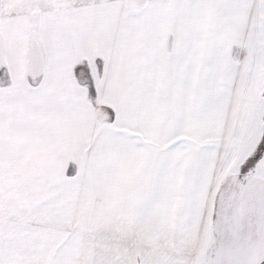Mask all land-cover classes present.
<instances>
[{"label":"snow or ice","instance_id":"6c2138e0","mask_svg":"<svg viewBox=\"0 0 264 264\" xmlns=\"http://www.w3.org/2000/svg\"><path fill=\"white\" fill-rule=\"evenodd\" d=\"M0 264H264V0H0Z\"/></svg>","mask_w":264,"mask_h":264}]
</instances>
